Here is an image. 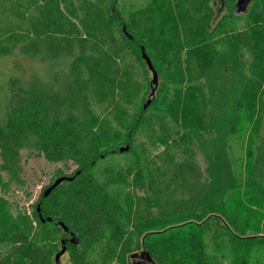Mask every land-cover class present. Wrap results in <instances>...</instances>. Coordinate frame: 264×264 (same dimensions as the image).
Instances as JSON below:
<instances>
[{"label":"trees","instance_id":"1","mask_svg":"<svg viewBox=\"0 0 264 264\" xmlns=\"http://www.w3.org/2000/svg\"><path fill=\"white\" fill-rule=\"evenodd\" d=\"M218 1L230 14L238 0H171L173 11L166 0H145L132 22L117 0H0V61L14 49L30 59L68 61L67 74L54 72L44 83L29 71L0 85V179L20 182L21 153L76 166L70 174L58 170L55 176L73 180L46 198L41 193L29 216L7 213L0 198V264H55L59 223L77 246L98 249L103 264H129L141 249L156 264H218L205 254L209 222L223 225L232 248L236 235H249L264 250V0H249L236 16L240 27L218 21ZM143 23L155 41L165 39L166 65L157 61L153 39L141 37ZM141 48L162 86L145 109L153 86ZM232 84L237 95L224 138L245 139L238 162L224 158L214 117L222 89ZM170 95L187 97L186 120ZM109 155L123 161L101 166ZM244 161L245 184L235 175ZM33 226L39 231L32 237Z\"/></svg>","mask_w":264,"mask_h":264},{"label":"rangeland","instance_id":"2","mask_svg":"<svg viewBox=\"0 0 264 264\" xmlns=\"http://www.w3.org/2000/svg\"><path fill=\"white\" fill-rule=\"evenodd\" d=\"M171 0H166L168 10L171 11L172 8L170 6ZM145 0H117V6L120 13L123 15L130 17L132 22L134 21V15L136 11H145ZM249 0H242V2L236 6L232 13H228L227 10H224L221 4V1L217 2V7L215 8L216 16L219 20L224 21V19L229 18L228 22L231 25L237 26L236 16H243L247 10V6H249ZM245 12V13H244ZM241 25L238 24L237 27ZM155 25L154 28H156ZM141 29V37H145L147 39H153V35L149 34V30H152L146 27V24L143 23ZM164 38V37H163ZM159 34L156 36V39H163ZM165 43V39L157 42L153 39L151 43L152 49L154 50L155 55L158 56L157 61L162 65H166L167 63V55L164 53L162 45ZM264 64V63H263ZM19 66V68H17ZM0 70L2 71V75L0 76V85L5 86L10 78L17 79L21 76L27 78L30 73L33 74H42L41 79L42 83L49 81L52 78V74L54 72H62L63 74L68 73V61L66 58H57L50 59L46 56L39 55L32 57L31 59L25 57V55L20 54L18 49H14L13 52L4 60L0 61ZM49 70L47 73L46 71ZM46 75H43V74ZM150 85H151V74H149ZM239 78L235 76V82L238 81ZM159 83V82H158ZM238 83V82H236ZM160 85V83H159ZM157 85L154 88L155 98L158 97V91H161V85ZM237 84H232L229 89H222L220 96V108L215 107L214 109V117H215V129L217 135L223 141L224 147V158L230 159L231 161L238 162L239 159H244V148L246 147L245 139L240 142V140L236 139H225L224 133L226 129V125L228 119L231 115L232 103L237 93L235 92ZM157 94H156V91ZM169 99V103L172 107L176 109H182V101L186 100L187 97L181 95L180 98L174 99L171 95L167 96ZM152 99V97H147L145 101ZM189 111L187 108H183L181 111V116L184 120L187 119ZM261 135L264 137V118L261 126ZM240 143V144H239ZM22 161L20 162L21 166V174H20V182L17 185L13 182H8L4 175H1L0 179V198L5 201L6 206L4 208L5 211L10 214L16 215V213L30 215L33 208H35V203L40 198L41 193L44 191L45 187H47L50 183L54 182L55 179L59 178V176H55L58 174V170L65 174H70L73 170H75L76 166L72 162H68L67 165H64L63 169L61 166L62 163L51 164L48 163L44 157L42 156H31L30 158H26L24 153H21ZM245 160V159H244ZM123 161V158L119 155H109L103 162L101 166H107L109 164H120ZM243 166L240 169H237L235 172L236 177L241 183H246L248 176V163L246 161L242 162ZM225 163L220 164V168H224L222 173L224 181H228L229 174L225 172ZM202 168L205 169V166L202 163ZM205 166V167H204ZM212 171V168H211ZM216 172L219 174L220 169L216 167ZM205 177V176H204ZM233 186V183H232ZM68 187L67 183L62 184L59 187V191H63ZM219 188V185H218ZM236 189V186H233V190ZM111 193L117 197L122 195L121 190L112 189ZM217 193L220 191L217 189ZM220 196V194H218ZM239 199L241 202L246 199L243 196V193L239 195ZM221 202V198L214 201L215 205H219ZM212 204V203H211ZM263 217V216H262ZM206 220V219H205ZM223 224V223H222ZM223 225H216L213 222H209L208 229L209 233H213L210 236V241L205 250V254L208 258V261L211 263L218 264H264V250L259 249L258 246L251 245L250 240L251 236L246 235L244 238L240 239L238 235H236V246L232 248L230 243V239L227 237V232L222 229ZM39 229H36L33 226L29 229L30 236H35L38 233ZM187 232V231H186ZM32 236V237H33ZM73 246V245H72ZM70 245V247H72ZM75 248L69 252V247H65V253L60 257V264H103L100 261L99 251L98 249L85 251L80 246L74 245ZM61 245H58V251L61 249ZM133 249V246L131 247ZM247 248V250L245 249ZM72 251L75 252V256L78 258V262H74L72 257ZM262 253H261V252ZM98 252V254L96 253ZM51 261L54 262V257L51 258Z\"/></svg>","mask_w":264,"mask_h":264},{"label":"water","instance_id":"3","mask_svg":"<svg viewBox=\"0 0 264 264\" xmlns=\"http://www.w3.org/2000/svg\"><path fill=\"white\" fill-rule=\"evenodd\" d=\"M242 2V0H238L237 1V4L236 6H238L240 3ZM122 31L123 33L126 35V37L131 40V36L126 33L125 31V27L122 28ZM141 57L142 59L144 60L146 66H147V69L150 71L151 73V76H152V80H151V85L153 86L152 87V90H151V94H150V97L153 96L154 94V88L157 86V81H158V77H157V73L155 72V70L153 69V66L150 62V60L148 59V57L146 56L145 52H144V49L141 48ZM150 104V100H147L146 103L143 105V109H145L146 107H148ZM129 150V148L127 146L125 147H120L118 149V152L119 153H125ZM79 174V171H76L75 172V175H78ZM73 180V177H67V176H62V177H59L57 179H55L54 182H52L46 189H44V191L42 192V197L43 198H46L47 196H49V194L54 190L56 189L60 184H62L63 182H71ZM36 211L37 213L39 212V205L36 206ZM47 222H50V219H46ZM41 222L44 223L45 220H42L41 219ZM60 227L63 228V230L65 232H68V229L64 226L63 223H59ZM62 247L61 249L54 255V263L55 264H60V257L65 253L66 251V248H65V245H64V242L62 241ZM69 243L71 245H77L78 244V240L77 238L74 236V234H70V240H69ZM129 259L131 260L132 263L134 264H156L150 257L149 253L143 249H141L140 251L138 252H135L133 254H130L129 255ZM134 260H137V263L136 262H133Z\"/></svg>","mask_w":264,"mask_h":264},{"label":"flooded vegetation","instance_id":"4","mask_svg":"<svg viewBox=\"0 0 264 264\" xmlns=\"http://www.w3.org/2000/svg\"><path fill=\"white\" fill-rule=\"evenodd\" d=\"M46 219H50V218L47 217ZM50 221H51V219H50ZM46 222H47V220H46ZM59 227H60V225H59ZM61 228H62V227H61ZM61 232H62V234H64L63 236H65V237H63V236L61 235V242L63 241V242H64V245H66V243H69L71 232H70L69 230H68V232H65V231L63 230V228L61 229ZM72 234H73V233H72ZM61 246H62V243H61ZM138 251H140V250L133 251L131 254H133V253H135V252H138ZM133 262H136V263H137V260H134ZM129 264H134V263H132L131 261H129Z\"/></svg>","mask_w":264,"mask_h":264}]
</instances>
